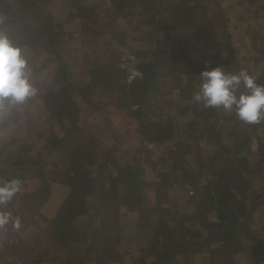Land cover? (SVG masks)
Returning <instances> with one entry per match:
<instances>
[{"label": "trees", "instance_id": "1", "mask_svg": "<svg viewBox=\"0 0 264 264\" xmlns=\"http://www.w3.org/2000/svg\"><path fill=\"white\" fill-rule=\"evenodd\" d=\"M59 10L64 19L54 14ZM4 11L0 7V32L14 47L27 56L31 45L28 37L37 38L34 50L41 58L34 74L51 63L56 65L54 86L40 94L44 120L52 130L46 132L43 126L36 131L30 129L36 136L33 152L28 150L31 145L17 144L27 152V158H23L27 163L17 158L10 174L6 176L0 171V180L21 181L38 175L44 188L38 196L41 200H46L51 192L47 178L52 181L61 177L57 180H63L69 188L55 215L47 219V242H39L37 250L54 251L60 264H111L118 260L115 255L127 237L126 214L135 213L133 223L148 238L143 241L145 253L134 260L139 264H178L180 259L191 264L192 257L205 248L216 262L203 264H237L235 249L227 252L228 258H221L222 253L236 245L235 241L239 242L237 246H244L237 249L236 255L249 249L250 256L255 258L252 264L264 262V230H252L256 214L264 207V194L262 199L254 195L264 192V123L246 124L239 121L235 112L226 113L223 119L233 125L225 130L230 143H224V136L215 128L219 109L193 101L201 84L199 74L206 66H221L227 73L246 70L257 84L264 85L261 26L255 27V23L259 34L251 35L254 27L248 25L252 47L245 43L249 53H244L245 47L237 46L228 30L229 18L218 0H17L9 13ZM104 12L110 17L113 14L112 20L105 21L101 17ZM66 16L82 31L85 47L92 52L99 45L103 49L98 54L100 62L87 66L80 80L75 78L65 55L60 53L59 57L57 38L66 34ZM251 17L261 19L264 27V9ZM142 23L145 29L138 27ZM109 26L113 28L106 29ZM118 32L123 36L122 46L128 45V37L137 36L144 41L149 55L138 52L129 57L111 45V37ZM162 38L171 40L173 49L172 65L161 72L162 60L168 57V47L162 49ZM71 39L77 37L71 34ZM52 52L58 53V63ZM134 71L140 74L133 76ZM174 78L179 81L170 89L175 93L161 98V85H167L164 80ZM240 91L245 90L242 87ZM149 100L158 112L149 114L144 109ZM90 103L111 105L115 112L135 118L137 142L145 145L139 149L147 154L145 163L157 170L156 175L145 178L138 164L119 165L111 158L110 149L115 143L107 142L111 147H104L96 140V131L88 132L82 121L83 107ZM168 108L177 113L171 114ZM84 129L85 139L80 142L78 134ZM40 144L45 145L44 154L55 153L59 167L45 160L38 165L43 158L38 153ZM220 144L227 151L235 148L236 156L217 158ZM151 147L160 148L159 160L152 159ZM181 147L185 149L184 155L194 157L188 164L183 163ZM175 192L188 199L189 210H181L179 201L171 204ZM16 202L0 205V213L9 211L15 215L21 207ZM212 212L218 216L215 222L209 219ZM99 215L101 219H97ZM8 222V226H14L12 221Z\"/></svg>", "mask_w": 264, "mask_h": 264}, {"label": "rangeland", "instance_id": "2", "mask_svg": "<svg viewBox=\"0 0 264 264\" xmlns=\"http://www.w3.org/2000/svg\"><path fill=\"white\" fill-rule=\"evenodd\" d=\"M53 1V0H52ZM56 3H59V0H54ZM99 1V0H96ZM222 8L225 11V15L229 18L227 21L228 30L230 33L234 36L237 46L240 48L245 47V43H248L250 47H252V42L250 41L251 38L249 36V29L248 27L251 26L253 28L255 26V23H257L258 27L261 26L262 28H259V30H264L263 22L261 19H253L251 17L252 15L257 14V11L260 9H264V0H218ZM17 0H0V7L5 9L4 13H9L10 7L15 5ZM259 8V9H258ZM8 9V10H6ZM54 12L55 15L61 16L62 19H64L63 14ZM107 14L104 12L101 14V17L105 21L112 20L113 14L105 15ZM2 14L0 15V17ZM68 16L65 17V28H66V34L60 35V38L58 37V49L59 51V57L60 53L62 55H65V60L67 63L70 64L73 71L75 72L76 79L80 80L84 76V73L86 72V69H88L87 66H91L93 64L99 63L100 59L98 58V54H100L103 49L96 48V52H92L89 48L85 47L82 44L83 34L82 31L77 30V25L75 22H68ZM249 25V26H248ZM38 27V25H35ZM36 27V28H37ZM138 27L141 29H145L144 24L138 25ZM253 28L254 31L251 35H258L259 33H256L257 28ZM113 28V26L106 27V29ZM72 37H77V39H71ZM118 35H114L111 38L113 39L111 41V45H114L117 48H120L121 50L125 51L129 57L133 55L138 54V52L141 54H145L144 56H147L149 54L148 50L145 48L147 46H143L144 42L143 40H139L137 36L136 38H127L125 39V42L128 43L125 47L122 46L123 40H120L123 38L122 34L119 32ZM0 35H4V33L0 32ZM32 36V35H31ZM29 36V37H31ZM55 36V35H54ZM59 36V34L57 35ZM28 40L31 43L29 52H27V61H28V69L31 73L30 82L32 85L37 89L34 96H31L27 98L23 103H15L11 100H3L0 102V171L3 172V175H8L11 173V167L14 165L17 158H21L23 163H27L26 155L27 152L25 150L19 149L20 147L17 145L19 142H25L28 145H31L30 148H28L29 151H32L33 143L36 140V136L32 131H36L40 126H43L46 128V132L52 130L51 126L46 123V119L44 120V108H42V98L40 96L41 93H44L47 89L54 86L55 83V64L51 63L47 66L46 69L42 70L38 74H34V68L39 63L41 54L37 55L34 49L36 48V37H33ZM142 44H141V43ZM135 43V44H134ZM140 43V44H139ZM173 42L171 40H168V38H162V49H167L168 47V57L166 61L164 59L162 60V70L167 71L169 69V66L172 65L171 63V51L173 49V46H171ZM35 46V47H34ZM122 46V47H121ZM126 48V49H124ZM127 48H129L127 50ZM255 48V46H253ZM246 47L243 49L244 53L246 52ZM144 50V52H143ZM35 52V53H34ZM147 52V53H146ZM42 53V48H41ZM163 53V52H162ZM52 58L54 61L56 60V63H58V53L52 52ZM165 54V53H164ZM163 54V55H164ZM125 53L123 54V57ZM140 55V54H139ZM152 55V54H150ZM161 55V54H160ZM165 57V56H164ZM138 60V57L135 59ZM55 63V62H54ZM87 67V68H86ZM167 85H161L160 88L161 92V98L172 97V93H175L174 91L171 92L170 90L172 86L176 83H178V79H168L164 80ZM175 90V89H174ZM195 93V92H194ZM152 102V103H151ZM100 106V107H98ZM144 109L146 111H149L151 113L158 112V107H156L153 104V101L149 100L146 102V105L144 106ZM168 112L172 114V112L177 113L176 110L173 108H168ZM219 115H215V128L218 133H220L222 136H224V143L228 142L227 137L225 136V130L229 126L233 125L227 124L225 122V117L227 115L226 112L222 109L218 110ZM86 118V120H85ZM224 118V119H223ZM82 121L83 123L87 124V130L88 132L91 130L96 131V140L101 141L102 145L104 147L110 148L107 146L108 143H115L114 146L110 149L112 151L111 158L114 157L115 161L119 163V165H124L125 163H134L135 165L138 164L140 168H142L143 175L145 178L151 179L152 176L156 175V169L154 170L151 168V166L147 163H145V157L147 154L142 153V151L139 149V147H145L142 143L139 145L137 142L138 139H136L135 136V128H136V121L135 118L132 116H128L121 112H115L111 105L110 107H105L100 105L94 104H85L82 110ZM224 120V121H223ZM238 120H236L237 122ZM240 121V120H239ZM264 123V121H260L261 124ZM95 124V125H93ZM84 125V124H83ZM99 125L100 127H98ZM32 131H31V130ZM86 129H84L83 132L79 133V140L85 139V132ZM26 132L29 136H25ZM86 133V132H85ZM113 139V141L111 140ZM42 141V140H41ZM39 141V143H41ZM43 142V141H42ZM140 142V141H139ZM230 143V142H228ZM242 144V141H241ZM133 146V148H131ZM147 146V145H146ZM221 148L218 152L217 158L226 157L230 154V157L233 159L235 154V148L234 150L231 149L229 151L226 150V148L223 146V144H220ZM35 149H38V146H34ZM44 144H40L39 154L43 157L42 160L39 162L38 165H43L44 160L46 163H56V165L59 167V159H56L54 156L55 153L52 155H46L44 154ZM192 151L191 153H194L193 149L190 148V146L186 147ZM113 149V150H112ZM117 154H116V150ZM120 149V150H119ZM153 149V155L152 159H158L160 158L161 152L159 151L160 148L157 147H151ZM192 149V150H191ZM181 150H183V154L181 155V158L184 159L183 163L188 164L189 160L192 161L194 157L192 155H184L185 152L183 147H181ZM141 153H140V152ZM244 157V156H243ZM234 163V160H233ZM236 164V163H234ZM143 165V167L141 166ZM239 166V165H235ZM50 167H53L52 165ZM177 173L175 176V179H177ZM57 176V175H56ZM51 184V192L49 197L46 200L39 199V195H41L42 190L44 188L42 187V183L37 176H29L28 178H23L21 181V190L17 193L16 196L12 198L11 201H17V204H21V207L19 208V212L17 211L16 214H12L8 210V221H12L14 226H8L9 222L2 226L0 228V264H60L59 261H57V258H55L54 251H49V253H44V251L37 250V244L40 242L41 245H45L47 242L48 234L50 231V227L48 226L47 219H51L58 207L63 202L66 194L69 191V188L67 185L63 183V180H57L61 179V177H56L55 179L52 178V181L50 178H47ZM149 193V192H147ZM176 193V192H175ZM258 194L260 198L262 199V194L264 192L254 193ZM172 197L174 199L171 201V204L177 203L179 201V207L181 210H185L190 208L188 206V199L186 198L184 200L183 197L180 196V193H172ZM34 196V197H33ZM176 197V198H175ZM180 200H178V198ZM16 204V205H17ZM11 209V208H10ZM193 209V208H192ZM194 210V209H193ZM3 211V209H2ZM5 213V211H4ZM0 214H3L0 213ZM105 215V214H104ZM216 215V217H215ZM255 217L254 223H252V230L255 233L262 232L264 230V207L262 209V212ZM261 216V218H259ZM135 217V213H127L126 219H125V235L127 237L121 242L119 247V253L115 255L116 260L115 262L111 264H139L137 261H134L139 256H141L145 251H143V241H148L147 235L139 233L140 230L137 229L135 226L136 224L133 223ZM123 218V217H122ZM121 218V219H122ZM217 213H211L209 215V219L212 222L217 221ZM97 219H101V215L97 217ZM18 221V226L16 225V222ZM135 226V228H133ZM141 228L143 229V226L141 225ZM135 229V231L133 230ZM138 232V233H136ZM194 233V232H192ZM236 245L231 246L228 248V250L224 253H222L221 258L226 259L228 258L227 252H232L234 249V256L236 258L237 264H252L255 258L251 255V251L249 249H246L245 251H242L236 255V251L239 247H244L243 245L237 246L239 242L235 241ZM194 248H198L197 245L193 244ZM213 244L212 246H214ZM40 246V245H39ZM35 247V248H34ZM237 247V248H236ZM244 249V248H243ZM216 262V259H213L210 256L209 250L205 248L203 250V253L199 254L197 253L196 256L192 257L191 264H203L204 262ZM190 264L188 262H184L183 259H180L178 261V264ZM220 263H223L222 261ZM261 264H264L261 263Z\"/></svg>", "mask_w": 264, "mask_h": 264}, {"label": "clouds", "instance_id": "3", "mask_svg": "<svg viewBox=\"0 0 264 264\" xmlns=\"http://www.w3.org/2000/svg\"><path fill=\"white\" fill-rule=\"evenodd\" d=\"M133 72V76L139 75ZM199 91L193 96L195 103L204 107L235 112L246 124L264 121V85L256 83L255 77L246 70L227 73L221 66L205 67L200 72ZM31 73L23 50L14 47L6 35H0V101L23 103L34 96L37 89L30 82ZM245 91L241 92V88ZM21 190V181L13 178L0 180V205H7ZM9 216L0 214V225L8 223ZM18 226V221L16 225Z\"/></svg>", "mask_w": 264, "mask_h": 264}, {"label": "built area", "instance_id": "4", "mask_svg": "<svg viewBox=\"0 0 264 264\" xmlns=\"http://www.w3.org/2000/svg\"><path fill=\"white\" fill-rule=\"evenodd\" d=\"M215 217H216V215H215Z\"/></svg>", "mask_w": 264, "mask_h": 264}]
</instances>
